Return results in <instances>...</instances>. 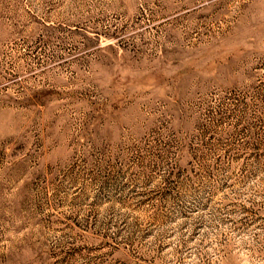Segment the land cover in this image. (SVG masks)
Segmentation results:
<instances>
[{"label":"rangeland","instance_id":"obj_1","mask_svg":"<svg viewBox=\"0 0 264 264\" xmlns=\"http://www.w3.org/2000/svg\"><path fill=\"white\" fill-rule=\"evenodd\" d=\"M0 264H264V0H0Z\"/></svg>","mask_w":264,"mask_h":264}]
</instances>
